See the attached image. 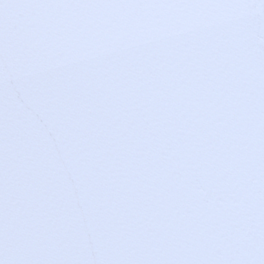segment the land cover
I'll return each instance as SVG.
<instances>
[{"label": "snow or ice", "instance_id": "1", "mask_svg": "<svg viewBox=\"0 0 264 264\" xmlns=\"http://www.w3.org/2000/svg\"><path fill=\"white\" fill-rule=\"evenodd\" d=\"M0 264H264V0H0Z\"/></svg>", "mask_w": 264, "mask_h": 264}]
</instances>
